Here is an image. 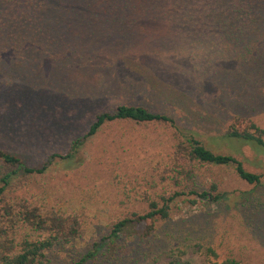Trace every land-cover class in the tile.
Segmentation results:
<instances>
[{
    "label": "rangeland",
    "instance_id": "374dc122",
    "mask_svg": "<svg viewBox=\"0 0 264 264\" xmlns=\"http://www.w3.org/2000/svg\"><path fill=\"white\" fill-rule=\"evenodd\" d=\"M108 1L116 0L97 3ZM175 24L174 18L150 15L141 17L135 30L124 28L125 34L112 32L109 39L102 34V43L94 44L90 36L85 67L57 71L59 90L32 85L37 92L32 106L39 116L26 120L10 112L2 120L18 115L12 121L14 135L0 136V147L20 150L29 167L53 164L45 174L24 177L9 188L0 203V234L7 229L10 236L14 230L20 237L30 235L16 222L38 208L78 214L87 223L66 250L48 252L47 264H79L88 254L94 256L80 264H170L169 250L176 246L183 247L179 259L189 264H209L210 247L220 261L235 257L244 264H264V151L227 135L236 117L251 118L264 128V20L239 43L214 28L202 31L198 17L183 29ZM27 101L21 96L13 107L20 109ZM122 105L173 118L179 131L162 123L108 124L79 149L72 167L52 159L73 152L98 114ZM23 122L30 127L28 135L22 126L15 129ZM33 124L45 128V135H34ZM185 136L234 156L261 182L242 180L233 165L206 166L197 171L195 183L200 191L216 184L222 200H202L187 190L172 203L170 219L157 224L159 238L127 242L133 253L122 262L107 257L105 249L96 252L95 243L109 235L114 222L147 213L151 200L185 191L163 175Z\"/></svg>",
    "mask_w": 264,
    "mask_h": 264
},
{
    "label": "trees",
    "instance_id": "16d2710c",
    "mask_svg": "<svg viewBox=\"0 0 264 264\" xmlns=\"http://www.w3.org/2000/svg\"><path fill=\"white\" fill-rule=\"evenodd\" d=\"M146 1L116 0L99 4L97 0H0V136L14 135L12 121L18 115L12 114V118L2 121L10 112L22 113L26 120L40 115L32 106L31 98L35 96L37 99L32 85L38 84L40 88L51 86L59 90V69L85 67L86 49L92 47L90 36L94 44L102 43V34L104 39H109L112 32L125 34L122 32L127 27L135 30L143 16L174 18L179 29L185 28L186 23L191 26L198 17V28L202 31L209 32L214 28L228 40L239 43L248 31L254 29L255 24L264 20V0H162V4L159 0H152L151 5H147ZM97 26H100L99 30ZM104 27L110 29L103 30ZM48 63L53 65L46 68ZM21 96L28 101L20 109L13 107ZM120 122L162 123L177 128L175 120L166 115L153 113L143 106L122 105L98 114L82 141L74 144L73 152L66 156L53 155L52 159H60L59 162L65 163L67 168L72 167L79 149L90 138L104 126ZM18 126H22V131L28 135L26 130L30 127L25 122L17 124L15 129ZM33 126L31 132L34 135H45V128L37 124ZM227 135L230 140L242 141L264 151V128L251 118L236 117L229 125ZM19 151L0 147V203L17 181L21 183L24 177L43 175L53 164L51 161L41 167H29ZM173 160L163 175L167 182L185 191L172 196L165 194L160 197L161 201L151 200L147 213H133L114 222L109 235L95 243L96 252L105 249L107 257L122 262L124 257L133 253L127 242L155 239L158 236L157 224L170 219L172 203L178 197L186 196L187 190L190 191L188 194L202 200H222L223 195L218 193L216 184L210 190L201 192L195 183L197 171L206 166L233 165L242 180L249 184L261 182V176L247 171L237 158L216 153L194 137L185 136L178 143ZM19 222L31 233L20 237L14 230L10 236L7 229L3 230L0 234V264H47L49 251L57 248L66 250L82 236L87 225L78 214L49 213L38 208L27 211L16 223ZM122 236H125V242H120ZM169 253L170 264H189L179 259L184 253L182 246L171 248ZM207 255L209 264H244L235 257L220 261L219 254L212 247L207 249ZM88 257H83L80 263Z\"/></svg>",
    "mask_w": 264,
    "mask_h": 264
}]
</instances>
